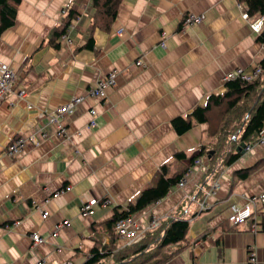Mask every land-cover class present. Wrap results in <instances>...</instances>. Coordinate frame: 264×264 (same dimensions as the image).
<instances>
[{
  "label": "crops",
  "instance_id": "crops-1",
  "mask_svg": "<svg viewBox=\"0 0 264 264\" xmlns=\"http://www.w3.org/2000/svg\"><path fill=\"white\" fill-rule=\"evenodd\" d=\"M70 7L78 11L66 31L70 41L60 36L54 45L50 40ZM242 11L237 0H122L103 31L91 29L92 0H21L14 25L0 36V64L16 73L0 102V264H82L94 223L153 184L161 165L173 160L170 175L196 154L207 124L194 123L179 135L172 119L222 92L226 74L236 68L249 73L264 57V44ZM187 13L205 19L184 26ZM90 33L94 47L80 49ZM110 71L115 85L103 96H89L88 88ZM19 88L26 91L23 98ZM76 96L82 100L75 112L59 118L60 134L45 113ZM91 108L95 127H89ZM17 138L24 147L12 151ZM249 146L208 184L209 155L198 157L183 185L134 216L139 230L153 218L188 219V246L164 264H247L249 248L264 264V231L228 220L230 203L241 205L264 191V144ZM181 151L187 159L176 161ZM246 170L241 178L238 172ZM216 179L219 186L207 195ZM204 198L208 207L200 211L197 202ZM91 199L98 204L82 211ZM33 232L43 239L34 246ZM116 244L121 248L127 238L117 237Z\"/></svg>",
  "mask_w": 264,
  "mask_h": 264
},
{
  "label": "trees",
  "instance_id": "trees-1",
  "mask_svg": "<svg viewBox=\"0 0 264 264\" xmlns=\"http://www.w3.org/2000/svg\"><path fill=\"white\" fill-rule=\"evenodd\" d=\"M122 0H92L94 12L91 17V29L108 31L114 21L118 7ZM246 5L252 16L264 14V0H237ZM21 0H0V36L15 22V14ZM78 15L76 8L63 18L51 38L66 33L71 20ZM256 40L264 44V26ZM94 40L90 33L86 43L80 47L92 49ZM262 72L254 79L247 81L235 77L224 82V89L219 93L207 96L205 103L195 106L187 115L172 119L171 125L179 135L193 127L194 123L207 124L206 140L199 144L195 155L188 158L186 164L179 166L169 175L171 163L161 165L154 175L153 184L147 186L137 197L125 207L114 206L113 214L103 223H94L92 226V247L89 256L82 264H164L175 257L179 251L188 246L187 232L189 221L186 218L175 217L161 220L154 229L147 230L137 242L117 248L115 224L122 218L136 215L152 203L161 200L167 195L171 187L180 183L195 160L202 155H209V166L203 176V183L214 180L225 165L239 157L237 147L241 143L251 144L257 140L264 127V57L260 61ZM176 161L186 160L184 152L174 156ZM248 170L238 172L241 178L248 175ZM211 185V184H210ZM101 232L108 241L102 240Z\"/></svg>",
  "mask_w": 264,
  "mask_h": 264
},
{
  "label": "built area",
  "instance_id": "built-area-1",
  "mask_svg": "<svg viewBox=\"0 0 264 264\" xmlns=\"http://www.w3.org/2000/svg\"><path fill=\"white\" fill-rule=\"evenodd\" d=\"M239 6L242 8V19H245L248 21L249 29L254 34H259L264 26V14H261L259 16H252L248 12V8L246 5L239 3ZM205 19L204 14H194V13H187L183 16L182 19V25H187L191 23H200ZM121 33V30L119 31V34ZM164 35V34H162ZM63 39H65L67 42L70 41V38L67 35V32L61 35ZM162 46H164V42H160ZM141 63L140 60L136 61V64L139 65ZM262 72V66L260 64L255 65L252 70L247 73L242 68H236L232 72H229L224 76V81L235 78V77H241L242 79H245L247 81H250L254 78H256L260 73ZM16 80V73L13 69L9 68L5 64H0V102H2L8 94L11 92V90L14 87V83ZM116 83V72L110 71L106 76L101 77L97 80L95 85L90 86L88 88V95L91 97H99L104 95V91L106 88L115 85ZM25 89L19 88L17 91V95L20 98H23L25 96ZM82 100V96H76L71 98L67 103L64 105L59 106L54 112L52 113H45L48 119V122L50 124H53L55 128L57 129L58 133L62 134L64 133V128L62 124L59 121L60 117H64L67 115H70L75 112L78 104ZM90 120H89V127H95L96 126V119H97V112L95 109H90ZM28 139L32 143H37L36 137H28ZM258 141L262 142L264 144V130L262 129L258 135L257 138ZM250 144H247L244 146V150L250 149ZM24 147V139L23 138H17L15 140V144L11 146L12 151H18ZM200 158H197L195 162H199ZM187 174V173H186ZM185 181V176L181 179L180 185H183ZM219 186L218 179H216L211 185L210 188L205 192L207 195H210L214 192V190ZM102 203L106 202V200H102ZM98 204V200L91 199L89 201L83 202L81 205V210L84 212H89L91 210V207L96 206ZM198 209L202 211L203 209L208 207L207 198H204L197 202ZM37 210L41 212V217L46 218L48 215V212L41 207H38ZM228 220L233 225L243 224L246 222H249L251 225V231L252 232H258V231H264V191H261L258 194H253L250 196L245 197V202L243 204L238 203H230L228 205ZM135 214L131 215L127 218H122L118 220L115 224V231L116 235L118 237H126L127 238V244L135 243L139 241L144 231L154 229L158 226L159 222L158 219L153 218L147 222V225L143 229H138V225L136 224ZM68 224L67 221L63 222ZM30 238L32 240V246L35 244H39L43 241L40 234L38 232H33L30 234ZM247 264H257L255 252L253 248H249L246 255Z\"/></svg>",
  "mask_w": 264,
  "mask_h": 264
},
{
  "label": "water",
  "instance_id": "water-1",
  "mask_svg": "<svg viewBox=\"0 0 264 264\" xmlns=\"http://www.w3.org/2000/svg\"><path fill=\"white\" fill-rule=\"evenodd\" d=\"M244 146H245V145H244L243 143H241L240 146L237 147V150H238V151H241V150L244 148Z\"/></svg>",
  "mask_w": 264,
  "mask_h": 264
}]
</instances>
